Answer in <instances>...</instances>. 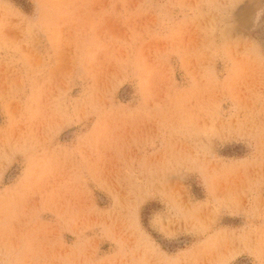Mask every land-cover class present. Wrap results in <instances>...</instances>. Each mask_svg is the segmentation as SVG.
<instances>
[{
	"label": "rangeland",
	"instance_id": "rangeland-1",
	"mask_svg": "<svg viewBox=\"0 0 264 264\" xmlns=\"http://www.w3.org/2000/svg\"><path fill=\"white\" fill-rule=\"evenodd\" d=\"M0 264H264V0H0Z\"/></svg>",
	"mask_w": 264,
	"mask_h": 264
}]
</instances>
